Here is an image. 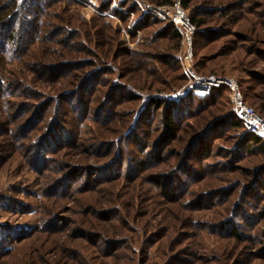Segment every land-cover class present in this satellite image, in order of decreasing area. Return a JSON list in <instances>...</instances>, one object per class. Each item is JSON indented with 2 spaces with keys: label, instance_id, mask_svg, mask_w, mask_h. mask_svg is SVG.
Here are the masks:
<instances>
[{
  "label": "rangeland",
  "instance_id": "obj_1",
  "mask_svg": "<svg viewBox=\"0 0 264 264\" xmlns=\"http://www.w3.org/2000/svg\"><path fill=\"white\" fill-rule=\"evenodd\" d=\"M190 1L194 73L264 109V0ZM174 2L49 0L0 44V264H264V145L186 91ZM153 98L184 100L157 149Z\"/></svg>",
  "mask_w": 264,
  "mask_h": 264
},
{
  "label": "trees",
  "instance_id": "obj_2",
  "mask_svg": "<svg viewBox=\"0 0 264 264\" xmlns=\"http://www.w3.org/2000/svg\"><path fill=\"white\" fill-rule=\"evenodd\" d=\"M48 1L49 0H9V2L4 3L5 0H1L0 1V44L2 43L5 44L6 41L9 42L10 40H12L13 42L15 40H18L19 42L17 46L18 45L19 46L18 47L16 46L15 50L16 48L17 50H20L21 47H24L25 44L30 39L32 33L36 31V24L33 18L35 17L37 13L40 12V10L44 7V4L47 3ZM190 2H191L190 0H182V6L185 9H188ZM190 20L196 28V31H197L195 34V37H196L198 32H200L199 28L202 24V20H200L199 18L195 16H191ZM14 21L15 23L18 24V27L21 28L20 33H16V31L12 32L11 24ZM168 28H169L168 32H171V36L179 41L180 34L174 28V26L171 23H169ZM221 92H227V91L225 89H215L211 97L206 98L204 101L205 102L210 101V100L212 102L215 101V98H218ZM182 104H184V100L182 99L176 101V100H171L170 98L169 99L153 98L151 100V103L148 105V107L155 108L156 112L160 111V117H161L160 122L163 125V130L161 131L162 133L160 134L158 140L155 143L156 149L159 146H164V145L169 146L170 143L176 140V136L180 131V124L178 123V119L175 117V112L177 109L176 107ZM262 110L258 112L261 113ZM149 113H150V109L145 114L149 115ZM145 119H147V117ZM220 121L224 123L223 119ZM230 121H231L233 128L241 129L244 132L243 136H248L249 141L252 144H254L255 146H259V147H262L264 145L263 140H261L257 136H254L253 134L248 133L247 131L243 129L240 121H238L236 118L234 110H233V116L230 118ZM200 135L198 136L199 139H197L199 141L201 140ZM199 141H197V144L201 145L202 141L198 143ZM231 234L233 236L234 235L237 236L234 230L231 232Z\"/></svg>",
  "mask_w": 264,
  "mask_h": 264
},
{
  "label": "built area",
  "instance_id": "obj_3",
  "mask_svg": "<svg viewBox=\"0 0 264 264\" xmlns=\"http://www.w3.org/2000/svg\"><path fill=\"white\" fill-rule=\"evenodd\" d=\"M174 1L173 4L164 9L161 17L168 20L180 34L182 72L192 83L186 91L191 90L194 93L200 92L203 95H209L212 89L220 86L224 87L229 93V103L243 129L264 140V109L259 113L246 103L243 92L234 78L227 79L215 75L202 77L194 73L192 61L193 40L197 31L186 11L182 8V1Z\"/></svg>",
  "mask_w": 264,
  "mask_h": 264
}]
</instances>
